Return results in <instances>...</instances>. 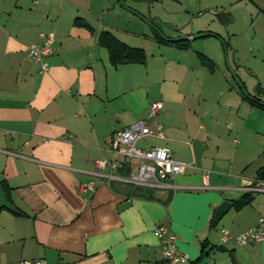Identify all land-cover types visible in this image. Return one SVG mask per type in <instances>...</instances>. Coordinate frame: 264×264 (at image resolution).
<instances>
[{
    "label": "crops",
    "instance_id": "0c3cea01",
    "mask_svg": "<svg viewBox=\"0 0 264 264\" xmlns=\"http://www.w3.org/2000/svg\"><path fill=\"white\" fill-rule=\"evenodd\" d=\"M116 1L0 0V186L14 206L0 209V264H166L160 225L177 235L183 264H264V241L220 242L223 229L236 236L264 218V194L242 190L264 167V110L245 94L264 101L250 81L261 80L264 0ZM163 25L189 46L165 40ZM102 31L142 48L145 62L113 65ZM41 32L54 38L45 71L29 56ZM140 121L158 122L165 137L137 146L167 147L185 164L175 190L143 188L152 198L95 163L123 162L112 136ZM245 194L252 201L236 209Z\"/></svg>",
    "mask_w": 264,
    "mask_h": 264
},
{
    "label": "built area",
    "instance_id": "2783aa9c",
    "mask_svg": "<svg viewBox=\"0 0 264 264\" xmlns=\"http://www.w3.org/2000/svg\"><path fill=\"white\" fill-rule=\"evenodd\" d=\"M40 43L29 46V56L35 64H39L41 71L48 68L46 57L53 53V34L40 33ZM163 108L161 100L151 102L148 106V118H154ZM148 136L164 138L161 124L155 122V126H150L147 121H140L131 127L113 134L111 151L122 156L123 162L110 161L106 158L97 159L96 166L108 181L118 180L120 182L139 188L156 189H176L174 182L176 176L182 172L185 164L176 160L172 151L167 147L153 146L143 148L137 146V141ZM125 167L128 169L127 175L118 174V170ZM100 172V173H101ZM101 175V174H100ZM242 190L246 193L264 194V177L243 180ZM86 189L93 190L92 184L85 185ZM154 234L159 239L162 247L163 257L166 264H183L189 261V256L178 248V237L168 227L160 225L154 229ZM235 241L240 245L261 243L264 241V218L259 223L236 236L223 229L220 235L221 244ZM20 264H48L46 260H22ZM148 264V263H147Z\"/></svg>",
    "mask_w": 264,
    "mask_h": 264
},
{
    "label": "trees",
    "instance_id": "16d2710c",
    "mask_svg": "<svg viewBox=\"0 0 264 264\" xmlns=\"http://www.w3.org/2000/svg\"><path fill=\"white\" fill-rule=\"evenodd\" d=\"M76 24L85 25L83 22H81L79 19L75 21ZM98 42L107 48L109 52V58L110 62L113 65H118L122 62H134V63H144L146 60V53L142 48L132 47L127 45L126 43L120 41L114 34H112L109 31H102L99 33ZM170 42L176 43L179 46L187 47L189 46V42L186 39H175V40H169ZM200 60L205 65L212 68V63L208 61L207 58L200 55ZM240 86L244 90V86L239 82ZM257 93H261L259 86L256 88ZM245 93V91H244ZM247 95V98H249L250 102L261 109L264 110V101H261L260 99H257L256 97H252L245 93ZM127 173V170L124 169ZM259 177H264V167L259 169ZM133 193L138 194L140 196L149 197L152 198L151 192L149 190L139 188V187H133ZM252 201V196L250 194H245L240 199H237L234 202V206L236 209L242 208L244 205L249 204ZM17 215H24L21 211H14Z\"/></svg>",
    "mask_w": 264,
    "mask_h": 264
},
{
    "label": "rangeland",
    "instance_id": "374dc122",
    "mask_svg": "<svg viewBox=\"0 0 264 264\" xmlns=\"http://www.w3.org/2000/svg\"><path fill=\"white\" fill-rule=\"evenodd\" d=\"M118 6H120V2L117 0L116 1ZM132 2H134L133 0H127V5H133ZM140 3L142 4H145V2H143V0H140L139 1ZM129 3V4H128ZM148 7V5H147ZM126 8V7H125ZM145 16L143 17L145 21H149L151 19H154L153 16H151L149 14V11L148 9L146 10V12H144ZM141 18V17H140ZM157 19V23L159 22V18H156ZM154 28V27H153ZM162 29V34L161 36L163 37L165 34H168V35H171L172 32H170L171 30H166V27L165 25H163V28ZM160 33V32H159ZM164 34V35H163ZM227 50H231V47L229 46ZM256 54L259 58V60H257V64H259V66L257 67L258 71H261V75L259 76L261 78V80L258 79H253L252 77L250 78V81H255V84H257L258 82H260V85L261 87L264 89V44L260 45L257 50H256ZM229 63V62H228ZM227 69L229 70V65H227ZM231 71V70H230ZM233 78V76H232ZM235 80V78H234ZM264 91V90H263ZM138 142V141H137ZM128 187H131V185H127ZM155 193L158 192L159 190H154Z\"/></svg>",
    "mask_w": 264,
    "mask_h": 264
},
{
    "label": "water",
    "instance_id": "95a60500",
    "mask_svg": "<svg viewBox=\"0 0 264 264\" xmlns=\"http://www.w3.org/2000/svg\"><path fill=\"white\" fill-rule=\"evenodd\" d=\"M209 34H211V33H207V32H205V33H203V34H201L200 36H208ZM163 38L165 39V40H170L168 37H166V36H163ZM230 206H231V202L230 201H228V200H225V201H223L218 207H217V209H216V212H215V215H214V220L215 221H218L221 217H222V215L230 208ZM8 208V209H14V206L12 205V203L7 199V197H6V195H5V193L4 192H2V189H1V186H0V209L1 208ZM212 248H210V250H211ZM218 249H220V250H224V247H222V246H219L218 247ZM232 259H233V261L235 262V259H234V256H232Z\"/></svg>",
    "mask_w": 264,
    "mask_h": 264
}]
</instances>
